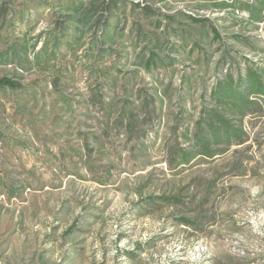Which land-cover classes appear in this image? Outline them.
<instances>
[{
  "label": "rangeland",
  "instance_id": "1",
  "mask_svg": "<svg viewBox=\"0 0 264 264\" xmlns=\"http://www.w3.org/2000/svg\"><path fill=\"white\" fill-rule=\"evenodd\" d=\"M251 65L264 0H0V264H264V96L179 160Z\"/></svg>",
  "mask_w": 264,
  "mask_h": 264
},
{
  "label": "trees",
  "instance_id": "2",
  "mask_svg": "<svg viewBox=\"0 0 264 264\" xmlns=\"http://www.w3.org/2000/svg\"><path fill=\"white\" fill-rule=\"evenodd\" d=\"M0 82L10 87L15 86L8 78H2ZM260 96H264V66H247L244 75H239L237 80L229 76L221 79L212 93L213 105L196 121L193 134L195 145L190 150L193 153L184 158L186 151L180 152V164L189 162V158L200 154L214 156L216 152L210 151L212 145L227 149L244 143L247 136L243 118L257 108Z\"/></svg>",
  "mask_w": 264,
  "mask_h": 264
}]
</instances>
